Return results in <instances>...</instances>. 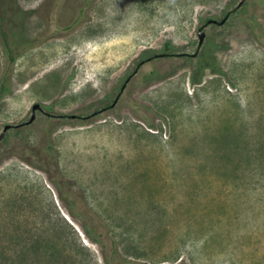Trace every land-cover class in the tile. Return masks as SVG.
Masks as SVG:
<instances>
[{"label":"rangeland","instance_id":"374dc122","mask_svg":"<svg viewBox=\"0 0 264 264\" xmlns=\"http://www.w3.org/2000/svg\"><path fill=\"white\" fill-rule=\"evenodd\" d=\"M239 1L0 0V264L21 234L77 264L113 241L125 264H264V6Z\"/></svg>","mask_w":264,"mask_h":264},{"label":"trees","instance_id":"16d2710c","mask_svg":"<svg viewBox=\"0 0 264 264\" xmlns=\"http://www.w3.org/2000/svg\"><path fill=\"white\" fill-rule=\"evenodd\" d=\"M258 2L260 5L264 6V0H258ZM236 9L237 8H235L234 11ZM253 31L255 33H261V29L257 25L253 26ZM165 49L170 50L168 43L165 44ZM160 55H165V54H160ZM2 86L3 83L0 84V88H2ZM24 149L26 150V148ZM56 183L59 187L63 185L62 181H57ZM64 197L61 194V198L64 199ZM65 199L68 200L67 207L69 210V214L73 217H78L79 219L84 221L83 229L87 238L93 242L100 243L103 246V248L106 249L107 244L102 239V237L105 234L104 231L103 230L99 231L100 226H98V224H93L92 222L91 224H89L84 219L83 215H88V216L92 215L89 212V210H86L83 213H79L75 210L74 204L77 205L78 203H85V198L79 196V194H75L70 197H65ZM59 236H61V234H59ZM19 239H25L23 243L24 246L21 247L20 250L19 249L16 250L15 259H13L14 264H63V263L77 264V259H78L77 255L79 254L78 253L79 250L76 254H72V252H70V254L72 255H70L71 257H69V259L61 257L62 252L66 251L67 249L66 247H68L66 244H64V242L61 243L59 241H51L49 238H46V236H42V235H39L37 238L36 237L34 238V235L26 236L21 234L19 236ZM78 245L82 248L84 247L81 243H79ZM110 245H111L110 248L111 251L108 253V251L106 250V252L103 253L104 264H125V260L122 259L118 253V247L116 242L113 241L111 242ZM81 264H90V263L81 261Z\"/></svg>","mask_w":264,"mask_h":264},{"label":"water","instance_id":"95a60500","mask_svg":"<svg viewBox=\"0 0 264 264\" xmlns=\"http://www.w3.org/2000/svg\"><path fill=\"white\" fill-rule=\"evenodd\" d=\"M244 1H245V0H240L239 3L237 4V7H240ZM226 17H227V16H226ZM226 17L223 18V19L221 20L220 23H223V22L225 21ZM203 38H204V33H203V32H199V45L202 43ZM37 109H41V106H40L39 103H35V104L32 106L33 113H32V115H31V117H30V120H29L30 122H32V121L35 119V111H36ZM8 128H10V125H6V126L4 127L2 133L0 134V139L3 137L5 131H6Z\"/></svg>","mask_w":264,"mask_h":264},{"label":"flooded vegetation","instance_id":"af4514ba","mask_svg":"<svg viewBox=\"0 0 264 264\" xmlns=\"http://www.w3.org/2000/svg\"><path fill=\"white\" fill-rule=\"evenodd\" d=\"M39 110H42V109H39Z\"/></svg>","mask_w":264,"mask_h":264}]
</instances>
